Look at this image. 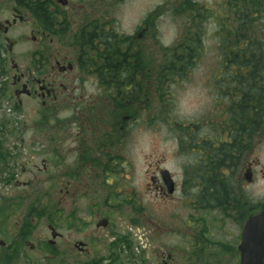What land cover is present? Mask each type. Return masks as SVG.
I'll return each mask as SVG.
<instances>
[{
  "label": "flooded vegetation",
  "instance_id": "obj_1",
  "mask_svg": "<svg viewBox=\"0 0 264 264\" xmlns=\"http://www.w3.org/2000/svg\"><path fill=\"white\" fill-rule=\"evenodd\" d=\"M127 1L0 0V49L10 58L9 89L21 120L19 137L3 149L5 264H241L244 226L264 210V199L249 192L264 179V165L253 157L264 143V95L244 101L251 121L243 123L240 154L232 132L224 134L230 156L241 160L230 164L224 201L213 193L210 204L202 202L198 171L210 135L196 138L193 173L187 166L184 183L152 152L136 179L138 126L150 131L154 109L167 107V47L152 12L133 31L122 30L118 12ZM256 1L264 18V0ZM219 7V0L210 6ZM261 33L264 40V27ZM249 44L246 36L244 48ZM17 47L23 51L14 57ZM258 77L264 91V74ZM245 78L244 94L254 85ZM185 199L192 217L169 221L165 210Z\"/></svg>",
  "mask_w": 264,
  "mask_h": 264
},
{
  "label": "rangeland",
  "instance_id": "obj_2",
  "mask_svg": "<svg viewBox=\"0 0 264 264\" xmlns=\"http://www.w3.org/2000/svg\"><path fill=\"white\" fill-rule=\"evenodd\" d=\"M184 1L129 0L119 8L120 27L122 30L131 32L145 15L152 12L155 17L154 26L159 31L158 41L163 46L173 47L183 40L184 33L191 25L189 16L185 11L176 12ZM189 1L197 3L205 10L216 0ZM221 1L219 0V2ZM201 14L205 18L201 23V29L203 30L202 44L205 48L200 52L198 61L190 67L181 79H177V77L168 82L167 107L162 109L158 108L160 106H156L158 110L154 109L151 130L148 131L145 125L138 126L136 150L134 151L136 179H143L145 173L144 155L152 152L155 155L163 156L167 168L175 175L178 183H184L187 166H190L193 173L197 151H193V144H186V140H182L183 136L191 139L190 136L208 137L210 135L208 139H211L220 134L221 130H218V126L211 125V120H215L214 116L217 114L216 111L219 107L215 106L217 93L211 89L210 85L215 69L218 68L219 70L217 65L220 56L218 36L215 34L214 21L208 18V12ZM22 51L23 49L17 47L14 49L13 56L16 57ZM3 68L6 70L11 69L7 49H0V185L4 162L3 149L7 144V139L19 137L15 134V130L17 129L16 123L21 122L15 107L16 98L9 89L11 73L7 74ZM161 110L165 112H161ZM141 126L142 130H139ZM150 143H152V148ZM253 155V157L259 159L261 165H264V143L255 148ZM249 192L254 196L259 194L264 199V179L259 177L258 181L249 187ZM188 200L185 199L183 205L179 203L170 205L165 210L167 217L170 219L169 221L176 224L175 218H178L181 223H186L192 217L194 210L189 206ZM2 209V201L0 200V230L4 218ZM231 229L230 233H237L234 226ZM0 237H2L1 231ZM0 264H5L3 258H0Z\"/></svg>",
  "mask_w": 264,
  "mask_h": 264
},
{
  "label": "trees",
  "instance_id": "obj_3",
  "mask_svg": "<svg viewBox=\"0 0 264 264\" xmlns=\"http://www.w3.org/2000/svg\"><path fill=\"white\" fill-rule=\"evenodd\" d=\"M257 2L256 0H222L219 12H215L210 7L204 10L197 3L185 0L176 12L185 11L191 25L184 33L183 40L173 47L165 48L167 56L165 68L168 82L177 77V79H181L198 61L200 52L205 48L202 44L203 30L201 29V23L205 18L201 13L208 12V18L213 20L216 25L220 51L217 63L219 70L215 69L213 75V81L216 83L215 93L218 96L215 106L220 109L216 111L215 120H211V125H217L219 128L217 129L221 131L219 135L209 139V142L202 144L207 149L211 148L210 153L207 152L206 158H201L198 171L203 185H205L202 202L207 204L213 201V193L217 195L218 200L224 201L228 186L227 172L231 169L230 164L234 167L241 164L240 158L230 156L228 139H226L228 135L224 136V134H227L229 130L232 132L233 152L237 151L240 154L246 148V143L242 139L244 137L242 136L243 123L246 119L251 121L250 113V117H245L244 101L247 98L254 100L256 97L264 95V91L257 86L261 81L258 76L264 74V64L258 62V58L264 57V40L261 38L264 18L257 15L259 3ZM246 36L249 37V48L243 46ZM159 67L161 66L159 65ZM3 69L6 72V69ZM245 75H250L249 80L254 84L248 88L246 94H244L246 88L243 84L248 80ZM190 137L191 139L183 136V139L186 140V144H193L194 148L197 137ZM212 143L215 145L212 146ZM203 151L200 154L206 153Z\"/></svg>",
  "mask_w": 264,
  "mask_h": 264
},
{
  "label": "water",
  "instance_id": "obj_4",
  "mask_svg": "<svg viewBox=\"0 0 264 264\" xmlns=\"http://www.w3.org/2000/svg\"><path fill=\"white\" fill-rule=\"evenodd\" d=\"M246 176L248 180H251L250 173ZM163 177L168 181L170 192H172L174 182L170 171L165 170ZM0 243L2 244V241ZM240 250L241 264H264V210L247 220L243 229Z\"/></svg>",
  "mask_w": 264,
  "mask_h": 264
}]
</instances>
